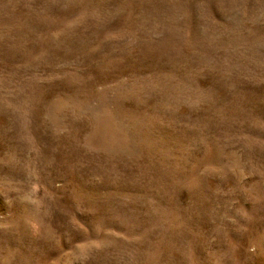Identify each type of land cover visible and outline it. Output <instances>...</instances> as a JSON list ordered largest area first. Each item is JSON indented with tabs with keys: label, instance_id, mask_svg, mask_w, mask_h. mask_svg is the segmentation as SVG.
<instances>
[{
	"label": "rangeland",
	"instance_id": "1",
	"mask_svg": "<svg viewBox=\"0 0 264 264\" xmlns=\"http://www.w3.org/2000/svg\"><path fill=\"white\" fill-rule=\"evenodd\" d=\"M0 264H264V0H0Z\"/></svg>",
	"mask_w": 264,
	"mask_h": 264
}]
</instances>
